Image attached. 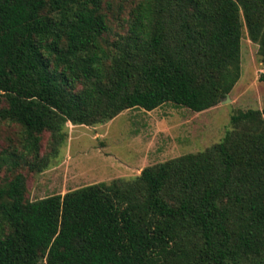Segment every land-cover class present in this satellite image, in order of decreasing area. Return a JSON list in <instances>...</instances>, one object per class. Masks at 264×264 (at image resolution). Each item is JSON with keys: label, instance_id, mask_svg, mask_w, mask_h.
Returning <instances> with one entry per match:
<instances>
[{"label": "trees", "instance_id": "16d2710c", "mask_svg": "<svg viewBox=\"0 0 264 264\" xmlns=\"http://www.w3.org/2000/svg\"><path fill=\"white\" fill-rule=\"evenodd\" d=\"M126 24L110 40L102 0H0V122L20 126L24 154L45 131L56 153L67 122L214 107L240 78L244 27L264 66V0H139ZM26 191L21 172L0 183V264H264V106L132 178Z\"/></svg>", "mask_w": 264, "mask_h": 264}, {"label": "rangeland", "instance_id": "374dc122", "mask_svg": "<svg viewBox=\"0 0 264 264\" xmlns=\"http://www.w3.org/2000/svg\"><path fill=\"white\" fill-rule=\"evenodd\" d=\"M139 0H102L113 40L127 28V19ZM241 75L228 100L196 112L172 102L147 111L126 109L105 123L64 126L66 136L54 153L49 132L41 135L38 158L24 154L20 126L0 122V161L9 152L21 154V166L0 168V183L21 172L26 178V198L39 199L64 194L88 184L132 178L148 165L183 154L197 152L219 141L229 128L230 116L239 109L264 106V66L258 46L247 36L241 38ZM18 157V158H20ZM40 161L45 166L31 170L25 163Z\"/></svg>", "mask_w": 264, "mask_h": 264}, {"label": "water", "instance_id": "95a60500", "mask_svg": "<svg viewBox=\"0 0 264 264\" xmlns=\"http://www.w3.org/2000/svg\"><path fill=\"white\" fill-rule=\"evenodd\" d=\"M226 100H228V97L227 96L225 97V99H223V101H226Z\"/></svg>", "mask_w": 264, "mask_h": 264}]
</instances>
